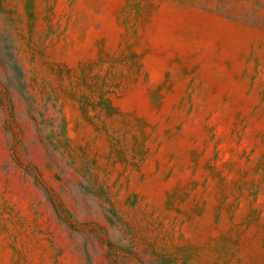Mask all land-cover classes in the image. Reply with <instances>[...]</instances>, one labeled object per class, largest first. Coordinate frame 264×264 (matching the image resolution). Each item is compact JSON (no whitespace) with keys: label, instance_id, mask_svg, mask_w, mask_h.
<instances>
[{"label":"rangeland","instance_id":"374dc122","mask_svg":"<svg viewBox=\"0 0 264 264\" xmlns=\"http://www.w3.org/2000/svg\"><path fill=\"white\" fill-rule=\"evenodd\" d=\"M0 264H264V0H0Z\"/></svg>","mask_w":264,"mask_h":264}]
</instances>
